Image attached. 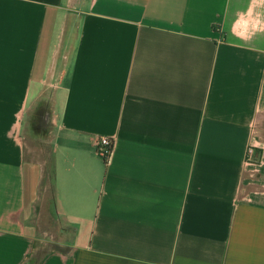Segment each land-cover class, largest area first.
I'll return each mask as SVG.
<instances>
[{
  "label": "crops",
  "instance_id": "0c3cea01",
  "mask_svg": "<svg viewBox=\"0 0 264 264\" xmlns=\"http://www.w3.org/2000/svg\"><path fill=\"white\" fill-rule=\"evenodd\" d=\"M72 1L0 0V264H264V0Z\"/></svg>",
  "mask_w": 264,
  "mask_h": 264
},
{
  "label": "built area",
  "instance_id": "2783aa9c",
  "mask_svg": "<svg viewBox=\"0 0 264 264\" xmlns=\"http://www.w3.org/2000/svg\"><path fill=\"white\" fill-rule=\"evenodd\" d=\"M97 153L100 158L108 162L113 154L114 140L109 137H99L96 143ZM247 163L251 166L264 167V157L255 146H249Z\"/></svg>",
  "mask_w": 264,
  "mask_h": 264
},
{
  "label": "rangeland",
  "instance_id": "374dc122",
  "mask_svg": "<svg viewBox=\"0 0 264 264\" xmlns=\"http://www.w3.org/2000/svg\"><path fill=\"white\" fill-rule=\"evenodd\" d=\"M79 1L78 0H73L72 1V3L74 4V3H78Z\"/></svg>",
  "mask_w": 264,
  "mask_h": 264
}]
</instances>
